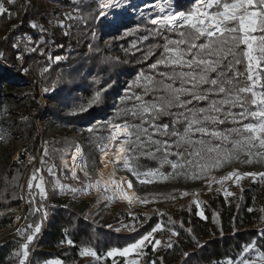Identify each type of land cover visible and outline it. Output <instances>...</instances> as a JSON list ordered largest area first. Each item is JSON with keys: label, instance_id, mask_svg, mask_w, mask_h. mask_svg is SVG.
<instances>
[{"label": "trees", "instance_id": "16d2710c", "mask_svg": "<svg viewBox=\"0 0 264 264\" xmlns=\"http://www.w3.org/2000/svg\"><path fill=\"white\" fill-rule=\"evenodd\" d=\"M169 1L170 8L177 11L186 10L190 5V0ZM98 2L15 0L6 7L9 14H0V128L10 122L9 116L17 110V103H22L17 117L12 120L14 134L19 139L18 150H21L18 159H12L0 137V232L13 224L15 211L23 205L20 190L27 170L51 166L59 172L63 152L76 147V137L71 134L56 136L53 127L78 129L99 120L98 124L94 123L98 128L89 133L100 137L108 134V126L113 123L125 120L139 123L124 110L132 103L124 98L142 90L137 86L138 74H150L152 70L148 66L159 56L160 50L154 46L158 39L148 32L156 26L146 21L144 13L135 10V15L127 21L126 32L102 30L94 19ZM66 10H74L79 17L66 19ZM32 23L38 27L33 29ZM145 36L149 38L144 40ZM19 41L23 42L19 48H14L13 44ZM41 45L46 47L44 55L39 53ZM148 52L156 55L146 56ZM56 57L61 59L56 61ZM21 67L27 71L22 72ZM44 88L53 89L42 95L45 104L40 100ZM123 90L128 94L121 93ZM97 91H101L102 100L88 111L79 113L80 105L86 106ZM118 99L119 104L116 103ZM168 121V117H163L160 122ZM249 122L254 120L242 121ZM237 126L230 122L218 125L221 129ZM96 137L91 138L93 150L104 143V139L97 140ZM45 149L46 157L43 156ZM98 153L90 154L88 149L84 150L85 167L93 176L98 166ZM42 158L46 161L44 164L40 163ZM248 159L249 156L241 153L238 159L222 164L228 165L229 169L221 174L237 170L240 165L245 167L238 169L239 172L251 171L244 163ZM138 163L144 170L159 169L173 177L170 166L160 167L158 160L140 157ZM176 192H181L180 188H176ZM49 196L56 199L58 193L51 190ZM24 205L26 222L33 226L41 224V231L29 245L26 264H45L50 260L82 264L80 253L85 247L95 251L103 264H128L130 261L137 264H222L227 257L233 260L253 258L264 252V237L258 234L264 230V185L258 182L248 184L232 196L217 193L209 197L201 203L204 218L197 215V207L192 202L180 207L166 205L159 216H149L132 232L116 230L121 220L119 215L105 221L94 217L99 208L85 217L89 204L84 201L46 210L45 201L33 192L30 197L27 192ZM41 205V211L35 212L34 209ZM158 224L161 230L152 234V242L175 231L178 235L171 239V248H154L151 243L140 254L112 260L104 256L112 249L121 250L138 241ZM69 239L73 241L72 245L67 243ZM253 240L257 242L256 250L243 252L241 256L242 248ZM23 243L25 240L14 234L0 242V264H19ZM184 253H188L187 258Z\"/></svg>", "mask_w": 264, "mask_h": 264}, {"label": "snow or ice", "instance_id": "6c2138e0", "mask_svg": "<svg viewBox=\"0 0 264 264\" xmlns=\"http://www.w3.org/2000/svg\"><path fill=\"white\" fill-rule=\"evenodd\" d=\"M8 3L13 4L15 0H8ZM97 9L94 19L101 29L119 33L128 30V18L133 9L139 10V6L133 0H99ZM159 13L161 15L150 21L156 27L148 29L149 34L154 33L158 39L154 46L160 50L159 56L148 66L152 70L150 74H138L137 86L142 90L125 97L132 103L124 110L139 123L127 120L113 123L112 131L100 146L104 156L108 155L106 149L111 150L109 146H113L114 160L109 162L115 166L122 160L123 167L135 175L141 184L150 182L147 177L160 175L166 179L167 176L159 169H142L138 163L140 157L158 160L160 167L169 165L173 177L183 175L201 179L208 171L238 159L241 153L251 157L253 148H264V0H190L186 10L161 7ZM0 14H9L3 3H0ZM72 18L67 16V19ZM30 27L35 29L38 26L32 23ZM148 38L143 37L144 40ZM21 42L13 44V47L19 48ZM145 55L156 54L148 52ZM60 59L55 58L56 61ZM21 71L26 72L27 69L21 67ZM43 91L47 93L49 89L44 88ZM101 100V91H97L86 106L80 105L78 112L88 111ZM234 108L241 111L233 112ZM163 117H168L169 121L160 122ZM249 118L255 123H242ZM226 122L239 126L218 127ZM89 131H92L91 127ZM75 151L80 153L81 149L77 147ZM47 155L45 149L43 156ZM72 159L75 161L76 156ZM45 162L43 158L40 161L41 164ZM251 162V159L244 161ZM40 172V168L33 171L27 183L28 193L31 197L35 187L38 195L47 199ZM48 172L52 174L51 168ZM72 175L74 179L77 178L75 172ZM85 175L88 174L85 172ZM245 176L264 180V172L240 173L234 170L216 182L222 184L233 178L239 181ZM120 183L117 182V185ZM59 187L61 191L64 190L63 185ZM88 187L93 185L89 184ZM127 187H132L131 181H127ZM68 190L73 193L77 191L74 188ZM224 195L228 197L233 193L225 190ZM42 207L34 211L40 212ZM200 215L204 218L202 212ZM43 216L46 217L47 213L44 212ZM28 228L32 231L23 237L25 243L20 245L22 258L19 264H26L29 245L35 234L41 231V224H29ZM158 230H161L159 224L152 232L122 250L108 251L107 256L124 257L141 249ZM258 234L264 237V230ZM172 235L178 233L172 231ZM67 243L72 245L73 241L69 239ZM160 244L159 239L154 240V246ZM172 246L171 242L166 245L168 248ZM256 248L257 242L253 240L242 248L240 255L254 252ZM80 255L101 259L89 247H85ZM184 256L187 258L188 253H184ZM129 264L136 262L130 261ZM222 264H264V252L255 258L233 260L227 257Z\"/></svg>", "mask_w": 264, "mask_h": 264}, {"label": "rangeland", "instance_id": "374dc122", "mask_svg": "<svg viewBox=\"0 0 264 264\" xmlns=\"http://www.w3.org/2000/svg\"><path fill=\"white\" fill-rule=\"evenodd\" d=\"M148 2L152 4V8L147 10H140L141 7H143ZM0 3H3L5 8L10 5V3H8V0H0ZM134 3L137 6L141 5L138 12L145 14V19L149 24H151L150 23L151 19L161 14L159 13V8L164 7L166 9H170L169 0H166V2H164V0H136L134 1ZM69 15L72 17H79V15L74 10H66L64 12V17L66 19L67 16ZM134 15H135V9H133L132 14L129 16L128 19H130ZM49 91L52 92L53 89L51 88L49 89ZM121 93L128 94V91L123 90ZM44 94L45 92L42 90L40 93V100L45 104L44 99L42 97V95ZM122 99L123 98H121L120 101ZM116 103L117 104L120 103L119 99L116 100ZM20 105H22V103L18 102L17 110H14V113L9 116L10 122L4 127L0 128V137L3 139L4 148L10 151L13 160L18 159L19 153L21 151L18 150L19 139L14 134L13 131L14 127L12 123V120L17 117L16 113H18L17 111L19 110L18 108L20 107ZM94 123L98 124L99 120L95 121ZM94 123L91 124V126H84L78 129H73V127L71 126L53 127L54 128L53 132L56 136H65V135L67 136L71 134L72 136L78 139V143L75 148L68 149L63 152L60 158L61 170L59 172H56L51 166L45 169L40 168L41 172L39 173V175L43 177L44 187L47 192V199H42L38 195V190L35 189V187H33L32 192L40 200L45 201V209L48 200L57 203V205L59 206L61 205L64 206L68 203H78L80 201H84L85 203L89 204V209L86 211L85 217H89V215H91L99 208L100 211L99 212L96 211L94 213V217H97L99 220L105 221L111 218L113 215H119L121 220L119 221L118 226H116V230L119 232H132L138 226L142 225L149 216L151 215L159 216L161 211H163L164 206L166 205H169L171 207H180L186 204L187 202H192L197 207V215L201 217L200 215V213L202 212L201 203L206 199H208L209 197L217 193L224 195L225 190L235 194L241 188L247 186L252 182H258L264 185V180H262L260 177H256L254 179L249 176H245L239 181H236L235 178H233L230 180L223 181L222 184L217 183L216 180H219L220 178L234 171V170L228 171L225 175L221 174L224 171H227L228 165H221L219 168H214L211 171H208L205 174V178H201V179H192L190 178V176L186 177L183 175H180V177L176 179L171 177L170 174L161 172L167 176L166 179L160 175H157L155 177H147L146 179H148L150 182L141 184L135 175H133L131 172H129L127 169L123 167L121 160V162L119 164H116L115 166L111 163L113 178L115 181L119 182V178L123 174L128 175L134 183L136 196H137V200L133 204L122 202L118 200L116 197L115 194L117 188L116 186H115L116 188L112 187L111 185H108L102 182L101 180H99L98 169L100 168V154L102 153L100 151V146L102 144L100 143L96 145V148L94 150L93 148H91L92 147L91 138L96 137V135L93 133L91 134L89 133V127H91L92 131H95V129L98 128L96 127V125L94 126ZM253 123H255V121ZM108 131H109L108 134L104 133L103 136L96 137L97 140L98 139L102 140L109 135V133L112 131L111 125L108 126ZM77 147L81 149L80 152L81 168H75V170L73 169L71 170L69 169V166H67V163L63 161V159L71 151H74ZM85 149H88L90 154H95L97 151L99 152L98 166L95 168L94 176L91 175V173L85 167V162H86V158L84 154ZM252 150H253V155L249 157V159H251L252 162L247 163V167L251 171L248 172H257V173L264 172V153H263L264 148H260L259 146H257ZM256 153H260V155H256ZM244 167H245L244 165H240L238 169H242ZM49 168H51L52 170L51 175L48 172ZM33 171H31L30 168L27 170L26 175L21 184L20 193L23 199V205L21 206L20 209H17L15 211L14 219H13V224L16 222L17 225L10 233L6 235L3 234L4 232H0V242L5 240L7 236L10 234H14L17 237L24 239L23 237L32 231V229L28 228L29 224L26 222L24 201H25V196L28 192L27 183L31 178ZM73 172L76 173L77 178L75 179L73 178L72 175ZM85 172L88 174L87 176L85 175ZM240 173H246V172H240ZM141 179H144V177H141ZM35 183L36 182L34 181L33 184L35 185ZM89 184H92L93 187L89 188L88 187ZM209 184L211 185V188H209ZM60 185L64 186L63 191L60 190L59 187ZM72 188L77 189V191L73 193L68 190ZM98 188L99 190H97ZM176 188H180L181 192H176ZM51 190L57 191L58 197L56 199H52L49 196V191ZM184 193H187V195H184ZM18 229L20 230L19 232L17 231ZM173 237L174 236L172 235V232H169L165 238L159 239L161 241V244L159 246H154V242H152L153 237H150L151 242L145 241V244L142 246L141 249L129 253L128 256L133 254H140L142 249H144V247H146L151 243L153 244L154 248L160 246H166L167 243H169ZM104 256L108 257L107 253ZM256 256L257 255H255L253 258H255ZM116 257H120V256L117 255L108 258L112 260ZM57 261L59 262V264H61L59 260H50L47 261L45 264H56ZM81 263L103 264V261L102 259L97 260L95 257L81 256Z\"/></svg>", "mask_w": 264, "mask_h": 264}, {"label": "bare ground", "instance_id": "6f19581e", "mask_svg": "<svg viewBox=\"0 0 264 264\" xmlns=\"http://www.w3.org/2000/svg\"><path fill=\"white\" fill-rule=\"evenodd\" d=\"M151 8L152 4L148 2L143 7H141L140 10H147ZM109 147L111 150L106 149V151H108L107 156H104L103 153L100 154V168L98 169L99 180L108 185H111L112 187H119L117 185V181H115L113 178L112 166L109 162L111 160H114L113 152L115 151V148L111 145ZM73 156H76L75 161L72 159ZM63 161L67 163V166H69V169L71 170H75V168H81V153H76L75 150L71 151L67 156L64 157Z\"/></svg>", "mask_w": 264, "mask_h": 264}, {"label": "built area", "instance_id": "2783aa9c", "mask_svg": "<svg viewBox=\"0 0 264 264\" xmlns=\"http://www.w3.org/2000/svg\"><path fill=\"white\" fill-rule=\"evenodd\" d=\"M45 50H46L45 45H41V48L39 49V53L41 55H44ZM127 181L132 182L131 188L127 187ZM119 182H121L119 184V187L117 188L115 187L116 188L115 194H116L117 199L125 203H129V200H131V203L133 204L137 200V196H136V191H135V187H134V183L132 179L128 175L123 174L119 178ZM58 206L59 205H57V203L48 200L46 203V210L55 209Z\"/></svg>", "mask_w": 264, "mask_h": 264}, {"label": "water", "instance_id": "95a60500", "mask_svg": "<svg viewBox=\"0 0 264 264\" xmlns=\"http://www.w3.org/2000/svg\"><path fill=\"white\" fill-rule=\"evenodd\" d=\"M16 225H17V223L15 222L11 227H9L6 231H4L3 234L6 235V234L10 233L15 228Z\"/></svg>", "mask_w": 264, "mask_h": 264}, {"label": "crops", "instance_id": "0c3cea01", "mask_svg": "<svg viewBox=\"0 0 264 264\" xmlns=\"http://www.w3.org/2000/svg\"><path fill=\"white\" fill-rule=\"evenodd\" d=\"M129 254H127V256H128ZM127 256H124V257H127Z\"/></svg>", "mask_w": 264, "mask_h": 264}]
</instances>
